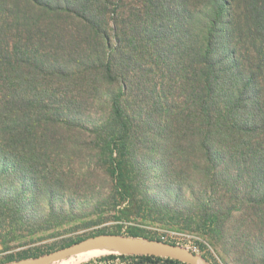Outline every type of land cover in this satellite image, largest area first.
Here are the masks:
<instances>
[{
    "label": "trees",
    "instance_id": "trees-1",
    "mask_svg": "<svg viewBox=\"0 0 264 264\" xmlns=\"http://www.w3.org/2000/svg\"><path fill=\"white\" fill-rule=\"evenodd\" d=\"M146 136L207 244L226 238L238 210L245 245L231 247L264 264V0H0L6 174L36 168L39 195H63L83 176L64 167L77 158L70 147H86L128 190ZM118 256L183 264L101 259Z\"/></svg>",
    "mask_w": 264,
    "mask_h": 264
},
{
    "label": "rangeland",
    "instance_id": "rangeland-1",
    "mask_svg": "<svg viewBox=\"0 0 264 264\" xmlns=\"http://www.w3.org/2000/svg\"><path fill=\"white\" fill-rule=\"evenodd\" d=\"M127 9L125 2L119 12L126 14ZM85 136L87 140L91 138V134ZM146 137L150 144H140L138 154L126 168L132 181L130 186H124H128V190H123L121 182L114 180L112 175L106 177V166L86 147H70V152L75 151L77 158L64 167L75 171L78 178L80 174L83 176L76 189L70 188L63 195L40 196L38 192L41 190L36 188V184L41 182L35 181V167L31 170L24 166L22 174L9 169L11 172L6 174L0 163V264H15L40 256L74 244L78 239L101 234L130 236V233L183 246L208 264H258L254 260L246 262L245 255L241 256L231 247V243L236 241L241 247L245 245L241 234L243 228L238 224L241 221L238 210H234L227 221L226 238H219L214 248L207 244L199 233L204 225L198 216L187 215L184 208L187 203L176 197L174 188L162 183L159 171L161 156L153 151L156 138ZM80 138L83 137H75V140ZM142 139L143 136L140 137ZM146 146L149 148L146 149ZM96 151L93 150V153ZM177 213L182 215L184 223L180 217L175 218ZM234 232L235 241L230 235ZM198 243H202L205 249L200 248ZM105 255L78 264L133 262L130 258L119 256L102 260Z\"/></svg>",
    "mask_w": 264,
    "mask_h": 264
},
{
    "label": "water",
    "instance_id": "water-1",
    "mask_svg": "<svg viewBox=\"0 0 264 264\" xmlns=\"http://www.w3.org/2000/svg\"><path fill=\"white\" fill-rule=\"evenodd\" d=\"M92 250H107L116 255L159 257L183 264H208L201 256L183 246L156 239L118 234H101L89 237L49 253L20 260L15 264H53Z\"/></svg>",
    "mask_w": 264,
    "mask_h": 264
},
{
    "label": "bare ground",
    "instance_id": "bare-ground-1",
    "mask_svg": "<svg viewBox=\"0 0 264 264\" xmlns=\"http://www.w3.org/2000/svg\"><path fill=\"white\" fill-rule=\"evenodd\" d=\"M94 252H83L86 253L92 257L99 256V255H105V254H112V252L107 250H93ZM78 255V254H77ZM75 256V255H74Z\"/></svg>",
    "mask_w": 264,
    "mask_h": 264
}]
</instances>
